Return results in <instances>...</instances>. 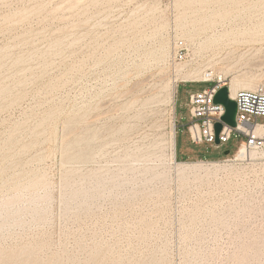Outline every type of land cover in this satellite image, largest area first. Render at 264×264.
<instances>
[{
    "label": "rangeland",
    "instance_id": "rangeland-1",
    "mask_svg": "<svg viewBox=\"0 0 264 264\" xmlns=\"http://www.w3.org/2000/svg\"><path fill=\"white\" fill-rule=\"evenodd\" d=\"M205 74L264 89V0H0V264H264V154L187 136Z\"/></svg>",
    "mask_w": 264,
    "mask_h": 264
},
{
    "label": "built area",
    "instance_id": "built-area-1",
    "mask_svg": "<svg viewBox=\"0 0 264 264\" xmlns=\"http://www.w3.org/2000/svg\"><path fill=\"white\" fill-rule=\"evenodd\" d=\"M188 49L185 43L180 42L174 54V60L179 64L187 60ZM181 83H212L209 88L201 91L189 92L188 114L189 121L186 132L189 142L193 145L215 144L214 127L222 125L218 135L219 145L227 144L233 132L244 140L239 144L228 162L241 164L247 161L246 153L264 154V124L258 123V118L264 117V89L257 87L254 90H237L233 96L230 82L225 77L205 74L198 81H180ZM179 85V83H178ZM177 85V87H178ZM223 87L228 89V98L236 103V126L231 128L222 122L225 109L214 102L217 91ZM175 122V121H174ZM217 146V147H218Z\"/></svg>",
    "mask_w": 264,
    "mask_h": 264
},
{
    "label": "water",
    "instance_id": "water-1",
    "mask_svg": "<svg viewBox=\"0 0 264 264\" xmlns=\"http://www.w3.org/2000/svg\"><path fill=\"white\" fill-rule=\"evenodd\" d=\"M214 102L216 104H220L224 107L225 113L222 117V122L227 126L234 128L236 126L235 116H236V103L232 99L228 98V89L223 87L219 89L214 97ZM222 129V125L217 123L214 127L215 131V145L218 146L219 139L218 135ZM225 155L229 153V151L224 152Z\"/></svg>",
    "mask_w": 264,
    "mask_h": 264
},
{
    "label": "bare ground",
    "instance_id": "bare-ground-1",
    "mask_svg": "<svg viewBox=\"0 0 264 264\" xmlns=\"http://www.w3.org/2000/svg\"><path fill=\"white\" fill-rule=\"evenodd\" d=\"M196 77L197 76H195V78ZM182 81H187V80L185 78H183ZM191 81H195V80H191ZM175 87H176V85L175 86L172 85L168 89L167 100L169 103L174 102ZM255 88L256 87L254 84H252V82H245L244 80H242L238 77H234L230 80V90H231L232 96H233L234 92H236L237 90H254ZM169 144H170V148H171V161H172V163L174 162V164H176V165L178 164V166H180V167H182L181 165H187L186 163L179 164L174 160V158H175V153H174V150H175V134H174L173 128H172L171 133H170ZM254 154H255L254 152L246 153V158L247 159L249 157L251 158L254 156Z\"/></svg>",
    "mask_w": 264,
    "mask_h": 264
}]
</instances>
